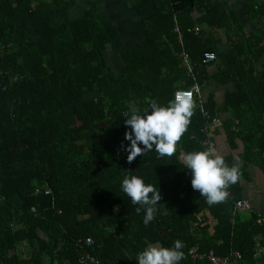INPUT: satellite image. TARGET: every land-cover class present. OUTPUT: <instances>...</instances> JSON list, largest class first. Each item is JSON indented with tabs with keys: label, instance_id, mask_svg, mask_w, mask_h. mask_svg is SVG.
<instances>
[{
	"label": "trees",
	"instance_id": "16d2710c",
	"mask_svg": "<svg viewBox=\"0 0 264 264\" xmlns=\"http://www.w3.org/2000/svg\"><path fill=\"white\" fill-rule=\"evenodd\" d=\"M85 2L84 14L71 18L72 0H0V264H92L80 263L84 253L96 264H137L146 242L172 247L177 239L185 254L179 264H207L189 257L192 245L219 255L238 251L237 264H257L252 252L257 242L264 245V224L255 217L238 219L228 198L209 206L192 189L190 170L179 159L180 152L203 151V104L195 100L173 157L158 158L153 148L129 164L120 147L130 143L124 120L133 106L141 114L151 100L166 106L175 90L193 84L179 53L198 63L213 49L205 27L186 32L194 25L189 15L200 5L207 27H227L223 1H142L137 7L145 41L131 46L92 0ZM174 18L185 32L181 42ZM238 44L212 76L238 87L225 95L222 128L231 148L239 139L243 154L251 153L264 168V66H251L264 48L241 50ZM107 46L122 62L119 73L106 63ZM203 76L204 68L195 81L200 84ZM224 159L232 166L230 156ZM131 175L161 192L147 226L143 208L137 213L141 206L121 188ZM40 186L50 193H35ZM228 189L238 199V182ZM85 237L91 245L77 243Z\"/></svg>",
	"mask_w": 264,
	"mask_h": 264
},
{
	"label": "crops",
	"instance_id": "0c3cea01",
	"mask_svg": "<svg viewBox=\"0 0 264 264\" xmlns=\"http://www.w3.org/2000/svg\"><path fill=\"white\" fill-rule=\"evenodd\" d=\"M142 1L145 0H92L99 15L117 28L122 43L128 46L145 41L144 23L137 7ZM222 1L229 12L230 21H228L227 27H207L203 17L205 9L200 5L195 6L189 16L194 25L207 29L205 37L211 40L213 49L211 51L216 54V60L204 67L206 77L203 76L204 78L199 84L201 97L207 118L217 117L222 121L220 127L211 129L210 135L217 149V154L223 157L230 156L231 165L239 166L241 178L238 181V199L248 200L253 211H239L237 218L248 221L251 220V217H264V168L256 157L254 160L251 159V153L249 155L243 154L244 145L239 139H237V145L234 148L230 147L222 128L228 114L221 108L224 106L226 93L238 91L237 82L228 81L220 84L212 76L223 67L228 54L233 50L234 44L239 45L238 43H241V50H244L247 45L254 48L253 45L255 44L264 48V2L263 0ZM254 5H258V7L254 9ZM86 6L85 0H72L68 8L69 17H81ZM245 54L240 59H243ZM103 55L107 65L113 69L114 73H119L118 70H120L122 62L115 52L107 46ZM251 66L254 70L262 68L264 66V53L257 61H252ZM258 244L262 251L255 259L257 264H264V245L257 242L255 247Z\"/></svg>",
	"mask_w": 264,
	"mask_h": 264
},
{
	"label": "clouds",
	"instance_id": "9594fccd",
	"mask_svg": "<svg viewBox=\"0 0 264 264\" xmlns=\"http://www.w3.org/2000/svg\"><path fill=\"white\" fill-rule=\"evenodd\" d=\"M149 106L150 110L143 114L134 106L130 114H125L124 125L129 130L125 132L124 140L130 143L122 142L120 147L127 153L129 164L153 148L158 158L173 157L191 123L195 101L191 91L177 90L166 106L155 100H151ZM179 159L190 170L192 189L198 191L209 206L225 202L229 196L228 188L241 178L238 165L229 166L222 155L213 156L207 150L181 152ZM121 188L133 205L141 206L136 207L137 213L143 208V223L147 226L155 219L156 206L162 199L160 189L145 183L137 175L124 176ZM146 243L137 255V264H179L185 258L184 244L178 239L172 247L161 246L159 242Z\"/></svg>",
	"mask_w": 264,
	"mask_h": 264
},
{
	"label": "built area",
	"instance_id": "2783aa9c",
	"mask_svg": "<svg viewBox=\"0 0 264 264\" xmlns=\"http://www.w3.org/2000/svg\"><path fill=\"white\" fill-rule=\"evenodd\" d=\"M174 21H175V23L173 25V32L176 34L178 41L181 42L183 40L185 32L180 27V24L178 23L177 18L176 19L174 18ZM200 30H201V28L198 25H193L192 27L186 28V32L194 33V34H198ZM178 57H179V59H181L182 64L186 65L187 74L190 75L193 79L197 78V75H198L199 71L202 70V68H204L206 65H208L209 63L216 60V54L213 51H207V52L203 53L202 58H201L200 62H198V63L191 62L189 55L184 50H181ZM195 79H194L193 84L190 85V87L177 89V90L191 91L193 94L194 101L196 100V102L199 104V106H201L202 102H203L202 97H201V89H200L199 83H197L195 81ZM177 90H175V92ZM175 92H174V94H175ZM203 114L207 118V112L203 111ZM217 126L218 127L221 126V120L219 118L215 117L212 119L207 118V121L205 122V124L201 128V131L203 132V135H204L201 137L202 150L209 151L213 156L217 155V149L214 145V142L209 138V135H210L211 129H213ZM40 192H42L44 194H48V193H50V189L47 186L36 187L35 193H40ZM228 192H229V189H228ZM228 199L230 201H232V203H233V210H232L233 214H235L239 211H249V212L253 211L250 202L246 199H243V198L233 199V197L230 195V192H229ZM31 210L34 211V207H31ZM232 221H234V220L232 219ZM255 221L258 224H262V223H264V217L263 216H257L255 218ZM92 242L93 241L90 237H85V239L79 238L77 240V243H79L80 245L82 244V245H86V246L91 245ZM261 251H262V248L259 247V244L256 247H254L253 252H252L253 258H255L258 254H260ZM187 253L193 261L202 260V261H206L207 264H237V261L242 259L241 253H239L238 251L230 252L227 255H219V254H216V252L212 248H208L206 250H201L199 248V246H197V245L190 246L188 248ZM79 261H80V263H84L86 261H89L92 264H96V261L94 260V258L89 253H84V256H82L79 259Z\"/></svg>",
	"mask_w": 264,
	"mask_h": 264
},
{
	"label": "bare ground",
	"instance_id": "6f19581e",
	"mask_svg": "<svg viewBox=\"0 0 264 264\" xmlns=\"http://www.w3.org/2000/svg\"><path fill=\"white\" fill-rule=\"evenodd\" d=\"M258 7V5H254V9H256ZM200 133H202V135H203V132L201 131ZM204 136V135H203ZM209 138L212 140V138H211V135H209ZM213 141V140H212Z\"/></svg>",
	"mask_w": 264,
	"mask_h": 264
}]
</instances>
